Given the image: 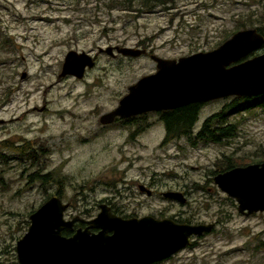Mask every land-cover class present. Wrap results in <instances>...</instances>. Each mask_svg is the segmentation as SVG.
<instances>
[{"label": "rangeland", "instance_id": "374dc122", "mask_svg": "<svg viewBox=\"0 0 264 264\" xmlns=\"http://www.w3.org/2000/svg\"><path fill=\"white\" fill-rule=\"evenodd\" d=\"M109 1L0 0V264H18L16 242L29 214L58 189L28 179L38 170L61 180L62 201L70 206L65 219L89 220L106 202L123 217L215 224L163 264H264V212L241 215L210 175L225 157L264 158V107L226 117L223 123L234 124L237 135L222 143L181 138L164 144L166 128L156 114L142 119L150 126L135 137L139 126L99 123L130 86L156 72L150 55L177 60L214 50L243 18L240 30L264 28V0H175L138 14L108 9ZM144 41L148 54L139 58L98 52L143 49ZM69 51L96 58L81 80L58 77ZM261 54L264 49L250 58ZM234 98L204 104L192 136ZM21 146L39 161L20 153ZM168 191L183 193L187 203L164 198Z\"/></svg>", "mask_w": 264, "mask_h": 264}, {"label": "water", "instance_id": "95a60500", "mask_svg": "<svg viewBox=\"0 0 264 264\" xmlns=\"http://www.w3.org/2000/svg\"><path fill=\"white\" fill-rule=\"evenodd\" d=\"M264 48V35L258 29L236 32L218 48L179 59H164L155 54L156 72L139 79L128 88L118 106L99 118L103 126L117 118L173 111L191 104L225 98L264 95V54L250 56ZM110 57L139 58L147 50L136 47L98 49ZM95 66L85 52L69 51L64 57L59 78L83 79ZM24 77V74L22 75ZM1 123V121H0ZM216 186L237 203L238 212L249 217L264 212V162L236 167L214 177ZM140 190H151L141 185ZM163 197L186 204L181 192H164ZM69 204L53 195L28 216L26 233L16 242L20 264H153L168 259L192 244L193 237L210 234L215 224H182L152 216L124 219L105 204L88 220L96 234L78 231L72 237L61 235L79 217L65 219Z\"/></svg>", "mask_w": 264, "mask_h": 264}, {"label": "trees", "instance_id": "16d2710c", "mask_svg": "<svg viewBox=\"0 0 264 264\" xmlns=\"http://www.w3.org/2000/svg\"><path fill=\"white\" fill-rule=\"evenodd\" d=\"M175 0H112L107 4L108 9H114L115 7H121L124 10L134 11L138 13H149L154 11V9L160 6H166L168 4H174ZM264 19V17H263ZM252 22V18H249ZM250 22V23H251ZM247 20L243 18L239 20L240 27L236 29L238 32L240 28H246ZM264 24V20H262ZM251 27H254L251 23ZM259 32L264 35V28H258ZM232 33V36L235 34ZM231 36V37H232ZM228 37V38H231ZM227 38V37H226ZM218 42L217 48L223 44L226 40ZM147 42H140L139 47H143L147 50ZM264 49V48H263ZM238 103H243V106H239ZM203 104L196 103L191 104L173 111L161 112V121L164 123L166 128V139L164 144L169 141L187 138L193 145L197 143L209 144V143H222L224 140L235 137L237 135V128L234 124L223 123L224 119L228 117L231 113L240 112L242 109L251 110L260 107H264V95L258 97H244V98H234L232 104L224 107L219 113L208 118L202 125L201 130L198 132L196 137L192 136L194 128L199 120V115L202 110ZM243 107V108H242ZM229 110V111H228ZM126 125L127 124H120ZM135 134L132 135L134 137ZM3 144V143H2ZM20 153L26 154V157L32 162L39 161L38 157L33 150L27 148V146H22L18 148ZM40 154L43 155V150H40ZM264 158L259 160H242L231 157H225L223 160L217 162V169L211 172V176H216L219 173H224L236 167H245L254 163H262ZM43 167V166H42ZM41 167V171H42ZM43 172V171H42ZM31 179H36L42 182L43 185H57L58 189L54 194H46L42 204L48 200L51 196L57 195L61 200L64 198V192L61 188V180L53 178L52 174H41L40 170L38 173L31 175ZM41 204V205H42ZM118 213V212H117ZM121 215L120 213H118ZM131 217V216H127ZM178 223L182 224H192L191 219L178 220Z\"/></svg>", "mask_w": 264, "mask_h": 264}, {"label": "flooded vegetation", "instance_id": "af4514ba", "mask_svg": "<svg viewBox=\"0 0 264 264\" xmlns=\"http://www.w3.org/2000/svg\"><path fill=\"white\" fill-rule=\"evenodd\" d=\"M148 54V53H147ZM146 54V55H147ZM93 57V56H92ZM124 57V56H123ZM93 59H94V61L96 60V58L95 57H93ZM120 102V101H119ZM204 104H206V103H204ZM203 104V105H204ZM149 114H156V115H158L159 116V118H160V121H161V112H153V113H146V114H142V115H138V116H135V117H131V118H127V119H120V118H117L116 120H115V122L114 123H112V124H109V125H105V126H113V125H115V124H127V125H135V126H139V127H141V128H138V130L137 131H135L134 133H135V135L136 134H138L140 131H142L144 128H148L150 125L148 124V122L146 121V120H142V119H144V118H146ZM162 122V121H161ZM163 123V122H162ZM164 124V123H163ZM101 125V124H100ZM103 126V125H102ZM165 126V125H164ZM202 128V127H201ZM201 130V129H200ZM135 135H134V137H135ZM22 147V146H21ZM21 147H19V148H21ZM254 164H258V163H254ZM36 173H38V172H34L33 174H36ZM33 174H31V175H33ZM31 175L28 177V179L29 180H31ZM215 177V176H214ZM33 180H36V179H33ZM140 186L141 185H139V190H140ZM145 186V185H144ZM147 188V187H146ZM148 189V188H147ZM148 190H150V189H148ZM141 191V190H140ZM142 192V191H141ZM152 192V191H151ZM142 193H145V194H147V192L146 191H144V192H142ZM152 196V195H151ZM101 204H105V205H107V206H109V208H110V210H112V212L114 213V214H116V215H118V216H121V215H119L118 213H117V211L116 210H114V208L112 207V205H110L109 203H106V202H100L99 204H98V212H99V205H101ZM70 207V206H69ZM66 213V212H65ZM97 215V214H96ZM95 215V216H96ZM94 216V217H95ZM75 217H78V216H75ZM94 217H91L90 219H92V218H94ZM121 217H123V216H121ZM142 217H145V216H142ZM142 217H139V216H131V217H123L124 219H130V218H142ZM73 217H71L70 219H72ZM80 218V217H79ZM89 219V220H90ZM67 220V219H66ZM83 220V219H82ZM87 221L88 220H83V221H76V222H74L69 228H67V229H64L62 232H61V235L63 236V237H66V238H69V237H72L73 235H75L78 231H85L86 229L90 232V233H92V234H96V233H98L99 232V230L98 229H92V228H89V225H88V223H87ZM28 226H29V223H28ZM28 229V228H27ZM187 248V247H186ZM185 248V249H186ZM184 250V249H183ZM179 253V252H178ZM178 253H176L175 255H173V256H171V257H169L168 259H165V260H162V261H160V262H157V263H153V264H163V263H165V262H167L169 259H172V258H175L176 256H177V254ZM15 255H16V248H15ZM16 260H17V256H16ZM17 263L18 264H20L19 262H18V260H17Z\"/></svg>", "mask_w": 264, "mask_h": 264}]
</instances>
